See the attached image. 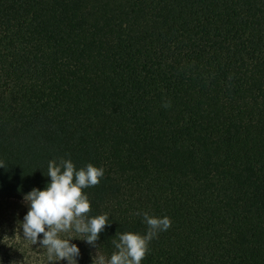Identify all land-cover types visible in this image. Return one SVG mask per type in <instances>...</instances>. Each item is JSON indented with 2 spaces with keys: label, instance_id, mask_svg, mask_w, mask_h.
Masks as SVG:
<instances>
[{
  "label": "trees",
  "instance_id": "1",
  "mask_svg": "<svg viewBox=\"0 0 264 264\" xmlns=\"http://www.w3.org/2000/svg\"><path fill=\"white\" fill-rule=\"evenodd\" d=\"M60 157L104 170L97 252L148 212L171 224L141 264H264V0H0V207ZM23 215L0 264H47Z\"/></svg>",
  "mask_w": 264,
  "mask_h": 264
},
{
  "label": "clouds",
  "instance_id": "2",
  "mask_svg": "<svg viewBox=\"0 0 264 264\" xmlns=\"http://www.w3.org/2000/svg\"><path fill=\"white\" fill-rule=\"evenodd\" d=\"M103 172L102 167L90 162L77 167L70 158L50 159L44 186H34L23 194L27 210L19 227L32 244L39 238V246L47 254V264L61 260L65 264H77L79 248L70 242L73 237L95 248L91 264H141L149 241L170 227L167 215L137 212L146 225L144 233L132 230L115 233L111 241L113 250L108 254L97 252L95 242L109 219L104 213L89 215L90 202L82 189L98 184Z\"/></svg>",
  "mask_w": 264,
  "mask_h": 264
},
{
  "label": "rangeland",
  "instance_id": "3",
  "mask_svg": "<svg viewBox=\"0 0 264 264\" xmlns=\"http://www.w3.org/2000/svg\"><path fill=\"white\" fill-rule=\"evenodd\" d=\"M0 209L9 210V212L14 210L22 213H25V211L27 210L23 200H14V199L7 200V203L1 205Z\"/></svg>",
  "mask_w": 264,
  "mask_h": 264
}]
</instances>
